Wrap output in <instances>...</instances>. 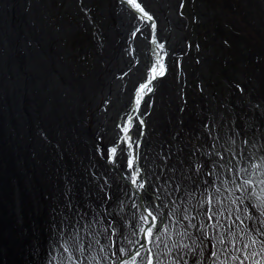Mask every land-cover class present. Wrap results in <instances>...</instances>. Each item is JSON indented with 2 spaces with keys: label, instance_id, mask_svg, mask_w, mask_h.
Returning a JSON list of instances; mask_svg holds the SVG:
<instances>
[{
  "label": "bare ground",
  "instance_id": "obj_1",
  "mask_svg": "<svg viewBox=\"0 0 264 264\" xmlns=\"http://www.w3.org/2000/svg\"><path fill=\"white\" fill-rule=\"evenodd\" d=\"M50 31L45 0H0V114L4 121L12 122V129L22 142V138L27 137L29 145L26 147L29 150L33 147L44 156L52 154L54 172L48 171V175H51L55 182L65 184L64 188L46 185L43 190L44 201L39 199V193L34 189L28 231L25 232L22 228L18 235L20 240H23L24 232L28 235V245L32 253L29 264H77L76 257H80L79 264H111V260L101 261V257L110 256L111 252L117 251L116 247L101 252L93 245L82 256L80 251L73 252L71 248L69 252L63 251L68 245L64 243L66 237H61L59 233L64 229V223H67L66 221L62 223L63 217L70 215L66 204L72 199L81 214L88 213V216L80 221L84 225L80 231V242L87 244L88 240L92 239L87 225L93 215L87 205H93L96 212L102 211L97 206L99 189L92 174L101 177V183L106 177L111 190L106 188L105 192L113 199L105 204L104 208L123 224L125 235H129L130 239L142 240V234L135 237L130 235L132 231H138L139 225L134 229L129 223L133 220V213L138 220L140 212L143 211L142 208L132 207L134 203L137 205L142 203L138 198L139 193L133 195L137 190L126 183L118 172H113L107 166L108 155L105 153L108 150L104 147H112L111 143L118 146L122 142L124 133L120 131L121 127L127 126L124 123L127 116L133 117V125L138 124L139 119H143L145 132L141 127L139 131L143 132L142 134L146 133V136L135 137L137 132L135 126L132 127L130 135L133 141L138 139L140 142L138 148L133 145L135 154L141 157L139 164L146 169L153 182L157 183L152 173L153 171L158 173L155 165L159 164V159L154 150L146 146V139H158V134L163 135L166 132L168 125L162 122L163 119L158 120L156 115L158 109L156 106L162 92L156 93L158 100L153 99L152 93L144 96L139 105V113L134 111L137 107L136 104L133 106L134 103L132 107L128 106L129 113L126 112L124 107L134 96L136 97L134 79L137 77H134L133 71L122 79H116L106 85L107 88L104 87L105 81L100 73L87 77L69 74L67 71L70 68L69 62L63 58L64 55L59 49L51 45ZM165 50L168 52V47L165 46ZM141 67L142 64L136 66L134 70L139 74ZM7 95L10 96V104L5 103ZM154 117L157 119L155 122ZM31 133L34 138L32 144L29 141ZM0 137H3L2 133ZM42 138H45L47 143ZM180 158L183 156L180 155L177 161ZM117 170L128 175L126 162ZM38 172L40 169L36 166L34 174L38 176ZM45 175L46 173L41 172L39 174ZM68 179L72 182L66 186ZM68 187L72 188V192L66 195ZM167 202L164 201L165 204ZM155 203L160 204L161 201ZM160 210L167 211L163 207ZM121 216L124 217L123 221L120 220ZM111 219L112 217H106L109 222ZM231 222L228 220L229 224ZM247 223L252 224L254 221ZM104 227H106L104 221L99 224L93 223L91 231L101 233ZM95 238L100 239L102 244L107 243L100 235H96ZM113 240L118 246L122 243V238L113 236ZM146 247H151L153 252L158 251L154 245ZM19 248L17 264H24L21 243ZM144 251L141 249L142 254ZM253 252L256 253L255 256L251 255ZM241 258L244 264H256L257 261L264 264V250L259 243L250 245Z\"/></svg>",
  "mask_w": 264,
  "mask_h": 264
},
{
  "label": "snow or ice",
  "instance_id": "obj_2",
  "mask_svg": "<svg viewBox=\"0 0 264 264\" xmlns=\"http://www.w3.org/2000/svg\"><path fill=\"white\" fill-rule=\"evenodd\" d=\"M126 2L135 12L142 14L141 20L152 22L151 43L158 49L153 50L152 55L157 57L156 62L151 65L145 82L139 84L136 93L137 107L134 111L139 113L143 96L153 92L154 82L166 75V65L160 53L163 52L164 56L168 53L165 51V44L157 40L154 16L138 0ZM140 31L137 28L133 36ZM125 123L127 126L121 127L124 133L122 142L108 150L105 155L110 152L109 163L114 168H119L126 162L129 171L122 178L130 181L137 190L133 195L139 193L138 198L142 201L140 205L134 203L132 207L143 209L138 220L133 213V220L129 223L134 229L137 225L139 227L138 231H132L130 235L135 237L142 234V240L130 239L129 235H125L123 224L104 208L113 199L105 192L106 188L111 190V185L106 177L101 183V177L93 173L94 182L99 189L97 206L102 211L96 212L93 205H87L93 212L92 220L87 225L92 239L87 244L80 242V231L84 227L80 221L88 213L81 214L77 205L69 199L66 208L70 215L63 217L62 223H67H64V229L59 233L61 237H66L64 243L68 246L63 248L64 252H69L71 248L73 252L80 251L82 256L88 248L95 245L101 252L117 248L110 256L101 257V261L111 260V264H244L241 255L247 252L250 245L259 243L264 250V187L257 190V183L264 185V179L258 182L253 180L255 173L250 172L248 166L240 167L239 161L233 163L237 156L243 159L242 152L238 153L231 146H221L222 150H217L216 141L219 137H215L211 149L197 148L186 160L178 159L179 168L170 163L172 152H161L158 154L160 162L155 165L159 171L152 173L157 182L154 183L146 169L139 164L141 157L135 154L133 145L138 148L140 142L138 139L133 141L130 135L133 126L137 129V136L142 135L139 129L144 125V120L139 119L138 124L133 125V117L127 116ZM243 143L247 144L248 141ZM230 144L235 145V140L230 138ZM251 167L257 169L259 166L253 164ZM71 192L72 188L68 187L66 195ZM165 200L168 201L166 204ZM155 201L161 203L156 204ZM161 207L167 211H161ZM106 217H112L111 221H107ZM123 219L121 216L120 220ZM228 220L232 221L231 224ZM101 221L106 224L103 232L91 231L92 224H99ZM248 221L254 223L248 224ZM96 235L102 236L107 243L102 244L100 239L95 238ZM113 236L122 238L120 246L113 240ZM146 245H154L158 251L153 252ZM141 249L145 250L143 254ZM251 255L255 256L256 253ZM71 258L72 253L69 254V259ZM76 260L79 264L80 257H76Z\"/></svg>",
  "mask_w": 264,
  "mask_h": 264
},
{
  "label": "flooded vegetation",
  "instance_id": "obj_3",
  "mask_svg": "<svg viewBox=\"0 0 264 264\" xmlns=\"http://www.w3.org/2000/svg\"><path fill=\"white\" fill-rule=\"evenodd\" d=\"M138 2L154 16L157 24L156 37L158 42H162L168 47V52L165 50L168 53L167 56H164L163 52L160 53L166 65V75L154 82L152 85L153 92H151L154 100L157 99L156 93L158 91L162 92L161 101L164 107H162L163 115L160 113L163 117V121H161L168 126L163 135L158 134L159 140L146 139V146L154 150L158 159L159 153L172 152L173 157L170 163L176 164L179 168L177 158L180 155L187 159L197 148L208 150V145L202 146L197 143L196 146H193V143H191L195 141L196 134L195 129L193 130L191 126L187 125L188 122L192 125L193 121H190V119H188V122L186 121V112L190 111L194 116L195 113L200 114L199 117L203 125L198 131L204 133L203 140L208 138L209 130L211 132L219 130L217 128L220 125L213 124L212 126V123L214 118L222 116V112L217 103L213 102L212 96H202L197 104L193 101V97L187 96V86L188 83H191V80L190 75L186 74L184 61H187L186 53L188 52L190 30L187 26L188 19L180 14L181 0H138ZM45 3L53 46L63 53L69 64L70 62L76 64V61L73 60L75 56L72 54V44L75 40V43H78L75 46L77 51L81 52L83 56L84 54L87 55L90 60V64H87L88 67L83 64H76L78 75L79 73H82L83 76L100 73L105 81L104 87H107L106 85L113 83L116 79L125 77V73L128 75L133 71L134 77H137L134 79V90L137 93L139 84L145 82L151 65L157 59L156 56L152 55L153 50L158 51V49L155 44L151 43V21L141 20L140 16L142 14L135 12L126 0H45ZM137 28L141 31L133 36ZM259 31L261 32V29L257 31L258 38L254 39L250 67L248 66L247 72L243 74V83L245 80H248L249 83L243 88L236 83L230 85L235 100L232 105L230 102L225 106V117H227L230 124L250 121L247 117L248 102L246 104L242 102L241 91L244 96H246V91L252 92L261 101H264V49L260 39L261 37L264 40V36L260 35ZM180 33H182V39L177 42ZM86 51L89 53L87 54ZM126 60L127 62H125ZM140 64H142V70L138 74L134 69ZM85 68L86 70H84ZM245 73L250 74V76L246 78ZM173 90H176L177 103L174 102L175 96L171 97ZM175 92L172 94L174 95ZM232 96L230 95L229 98L231 99ZM135 98L134 96L124 107L126 112L129 113L128 106L132 107L133 103V106H135ZM158 105L155 106L158 108ZM171 112L176 116V123L173 122L174 115L170 117ZM128 113L127 115H129ZM150 114L151 112H149ZM156 115L159 120V114L156 113ZM167 115H169L168 120L173 123L168 124ZM260 115L262 117L263 113L261 112ZM141 128L145 132L143 126ZM248 129L251 130V127ZM118 132L117 129L116 134ZM214 133L216 135V132ZM142 135L145 137L146 133ZM185 135L190 136L191 142L183 138ZM249 137L246 135L243 138L248 139ZM111 146L114 147L115 145L111 143ZM250 151L253 152L251 148Z\"/></svg>",
  "mask_w": 264,
  "mask_h": 264
},
{
  "label": "rangeland",
  "instance_id": "obj_4",
  "mask_svg": "<svg viewBox=\"0 0 264 264\" xmlns=\"http://www.w3.org/2000/svg\"><path fill=\"white\" fill-rule=\"evenodd\" d=\"M180 14L188 19L187 26L190 30L188 52L186 53L187 61H184L186 74L190 75L191 80V83H188L187 86V96L193 97L195 104L204 95L212 96L213 102L217 103L222 112V116L214 118L212 123V126L213 124L220 125L217 128L219 130H213L212 132L209 130L208 138L203 140L204 133L198 131L203 125L199 117L200 114L195 113L194 116L193 113L187 111L186 121L188 122V119H190L195 127L189 122L187 125L191 126V129H195V134L198 135H195V141L192 142L189 135H185L183 138L193 143V146L199 143L202 146L208 145V149H211L213 138L219 137L216 141L217 150H222L221 146H231L238 153L242 152L243 159L241 160L237 156L233 163L239 161L240 167L248 166L250 172L255 173L252 179L258 182L264 179V175H262L264 173V101H261L257 95L249 91H246V96H244L240 89L243 97L242 102L244 104L248 102L247 117L250 121H242L238 124L236 122L230 124L227 121L225 106L230 102L231 105L232 102H235L230 88L232 83H236L241 88L249 83L248 80L243 83V74L247 72L251 63L254 39L258 38L257 31L261 29L259 33L264 36V0H181ZM181 39L182 33L179 34L177 42ZM260 39L264 49V40L261 37ZM77 44L74 40L72 54L75 57L73 60L78 65L87 66V64H90V60L87 55L84 54L83 56L81 52L77 51L75 48ZM51 45H53V41ZM86 53L89 52L86 51ZM63 58L65 59L64 56ZM70 64H68V67H70L67 70L68 73L78 76L77 65L71 62ZM79 75L83 76L82 73H79ZM87 76L91 75L84 77ZM249 76L250 74L245 73L246 78ZM175 91L173 90V92ZM172 93L171 97L175 96L174 102L177 103L176 92L174 95ZM230 95L232 96L231 99L229 98ZM162 107L164 106L160 98L157 109L159 120L163 118L161 116V114L163 115ZM261 112L263 113L262 117ZM173 115V122L176 123V116L171 112L170 117ZM168 119L169 115H167L166 120L168 124L173 123ZM156 120L154 117L153 121ZM249 127H251V130L248 129ZM214 132H216V135ZM246 135L250 137L248 139L243 138ZM230 138L235 140V145L230 144ZM244 139L248 143H243L242 148ZM201 141L203 142L201 143ZM250 148L253 152L250 151ZM253 164L259 167L252 169L251 165ZM260 187H264V185L257 183V190ZM237 195L240 194L237 193Z\"/></svg>",
  "mask_w": 264,
  "mask_h": 264
},
{
  "label": "water",
  "instance_id": "obj_5",
  "mask_svg": "<svg viewBox=\"0 0 264 264\" xmlns=\"http://www.w3.org/2000/svg\"><path fill=\"white\" fill-rule=\"evenodd\" d=\"M9 101L10 96L7 95L5 103L10 104ZM0 133L3 134V137H0V264H17L20 243L24 264H29L32 253H30L28 235L25 232L28 231L34 189L39 193V199L44 201L43 190L46 185H51L53 188H64L65 184L55 182V179L48 175V171L54 172L52 154L48 153L47 156H44L41 152L35 151L33 147L29 150L26 147L29 145L27 137H21L23 143L16 135V131L12 129V122L4 121L1 114ZM96 137L99 141L98 135ZM42 139L47 143L45 138ZM29 141L31 144L33 143V136ZM111 148L104 147L106 150ZM109 156L110 152L106 159L107 166L113 172H118L121 177H126L124 172L118 171L109 163ZM36 166L39 167L41 174L46 173V175L39 176L40 172H38V176H36V173L34 174ZM60 166L66 169L63 164ZM70 181V179L67 180L66 186H69ZM124 181L130 183L127 179ZM22 228L25 232L23 240H20L18 232L20 229L22 231Z\"/></svg>",
  "mask_w": 264,
  "mask_h": 264
}]
</instances>
